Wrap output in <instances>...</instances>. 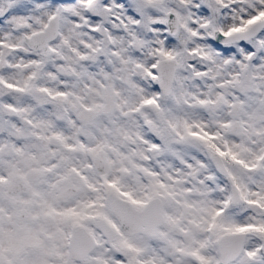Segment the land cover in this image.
Returning <instances> with one entry per match:
<instances>
[{
    "label": "snow or ice",
    "instance_id": "snow-or-ice-1",
    "mask_svg": "<svg viewBox=\"0 0 264 264\" xmlns=\"http://www.w3.org/2000/svg\"><path fill=\"white\" fill-rule=\"evenodd\" d=\"M0 264H264V0H0Z\"/></svg>",
    "mask_w": 264,
    "mask_h": 264
}]
</instances>
